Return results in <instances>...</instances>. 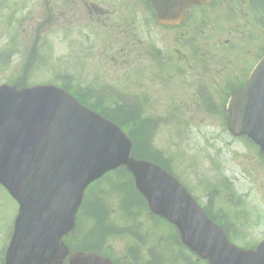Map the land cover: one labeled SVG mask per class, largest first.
<instances>
[{
  "label": "rangeland",
  "instance_id": "374dc122",
  "mask_svg": "<svg viewBox=\"0 0 264 264\" xmlns=\"http://www.w3.org/2000/svg\"><path fill=\"white\" fill-rule=\"evenodd\" d=\"M17 1L0 0V28L3 27V15L11 12L12 6L19 10L15 15L16 22L23 17L28 18L26 25L15 31L18 41L12 47L15 50L12 66L8 70L0 69V84L7 79V75L21 76L26 60L35 49L36 54L44 59V66L40 72H32L26 82L28 85L51 81L57 86L55 82L61 84L65 81L68 87L77 86L81 92L86 89L93 91L98 98L107 99L112 95L125 104L138 103L139 110L136 112L143 114L141 121L138 118L137 127L147 126L145 135L154 153L159 154V159L167 161L172 174L186 185L190 195L207 209L209 216H218L216 211L221 209L220 213L229 217L216 221L220 225L228 221L233 224L227 226L232 244L247 250L264 239V158L245 140L233 138L226 130L224 116L211 115L204 106V96L199 94L200 88H209L219 106V113H222L228 92L226 82L235 79L231 83L236 84L246 76L241 68L248 67L247 59L253 58L262 38L254 35V41L249 42L243 35L245 30L240 25L247 22L245 16H239L236 23L226 22L225 15L229 12L224 2L213 12L219 18L217 22H212L213 16H208L205 27L196 26L195 19H190L178 30H162L155 27L143 8V31L138 37L127 38V46L123 47L122 43L124 51L120 55L107 51L109 37H94L92 40L86 31L83 32L85 22L78 21L82 16L72 15L69 18V11H65L63 29H58L54 22L56 17L58 20L62 16L58 14V0H46L48 14L43 0H24L20 7ZM230 1L241 13L242 4ZM38 26L42 32L35 36L34 30ZM13 28L17 29L18 24H14ZM182 34L194 39L195 48L201 49L203 58L195 59L197 55L189 46L191 43H181ZM8 39L0 36V50L10 47ZM136 42L140 43L138 47ZM230 45L235 46L237 51L230 53ZM154 46L166 54L164 66L152 60ZM107 185L103 182L98 189L94 186L92 191L97 195L92 197L90 194L87 200L100 196L102 190L106 192ZM213 188L218 189V194H212ZM126 189L131 191L127 186L122 192ZM124 198L125 195L121 194L109 195L101 203L109 214L105 216L106 224L115 226L112 227L115 234L107 236L104 246L120 258L124 256L125 245L130 243L128 236L131 234L125 231L135 224L133 219L124 222L118 218L131 203ZM17 209L16 203L0 188V258L11 235ZM132 212L138 215L136 223L143 226L140 231L142 236L151 238L149 243L157 246L156 253L164 257L159 260L158 256L153 257L155 253L150 258L144 254L145 263L146 259L150 261L153 258L159 264L198 263L191 259L182 263L176 259L174 256L179 250L175 247L173 256H170L166 246L160 241L158 243L160 236L167 233L160 229L162 225L148 217L139 204ZM89 220L84 212H80L77 229L71 237L74 243H78L82 235L92 228L93 223ZM149 243L144 245V253L151 246Z\"/></svg>",
  "mask_w": 264,
  "mask_h": 264
},
{
  "label": "water",
  "instance_id": "95a60500",
  "mask_svg": "<svg viewBox=\"0 0 264 264\" xmlns=\"http://www.w3.org/2000/svg\"><path fill=\"white\" fill-rule=\"evenodd\" d=\"M151 1L159 24L176 26L184 19V8L209 0ZM238 99L241 106H231L228 128L236 136L247 135L264 155V59ZM131 147L118 127L62 91L0 87V185L19 205L4 264H62L67 251L61 239L74 230L83 191L118 168L131 174L149 212L172 223L182 243L202 259L264 264V250L241 252L229 245L171 177L133 160ZM68 264L110 263L74 254Z\"/></svg>",
  "mask_w": 264,
  "mask_h": 264
},
{
  "label": "flooded vegetation",
  "instance_id": "af4514ba",
  "mask_svg": "<svg viewBox=\"0 0 264 264\" xmlns=\"http://www.w3.org/2000/svg\"><path fill=\"white\" fill-rule=\"evenodd\" d=\"M239 5L242 4V12L236 10V6L230 0H215L208 6L200 8L198 12H190V19H195L199 24L207 23V19L213 16L216 21L219 20L214 11L220 4L225 2V8L232 11L231 18L227 21L236 23L239 16H245L246 23L242 22L240 27L244 28V36L258 35L262 40L257 46V51L264 50V0H236ZM142 3L143 0H58V14L63 16L65 11L75 17L82 16L85 26L98 34L109 37H128L138 36L142 31ZM62 16L58 21H62ZM209 16V17H208ZM229 15H225V19ZM191 21V20H190ZM7 23L14 24L15 19L10 17ZM25 22L18 26L24 25ZM8 26V25H7ZM42 28L34 30V35H40ZM256 33V34H255ZM7 29H0V36H10ZM9 48L0 50V68H5L10 61L5 59V54ZM254 54H256L254 52Z\"/></svg>",
  "mask_w": 264,
  "mask_h": 264
},
{
  "label": "trees",
  "instance_id": "16d2710c",
  "mask_svg": "<svg viewBox=\"0 0 264 264\" xmlns=\"http://www.w3.org/2000/svg\"><path fill=\"white\" fill-rule=\"evenodd\" d=\"M80 101L83 104H86L87 102V96H82L80 98ZM121 113V109L116 108L113 112L114 116H109V119H111L113 122H115L117 125L121 127L128 128L130 130V138L134 142V150H133V157L138 159H145L150 161H156V159L152 156V151L150 149V144L148 142H143L141 140V131L137 130L136 127V120L135 117L131 115H125L123 116ZM119 182V181H118ZM112 185V189H113ZM110 195L114 194H121V192L118 191V189L114 188L112 191H110ZM97 206V205H95Z\"/></svg>",
  "mask_w": 264,
  "mask_h": 264
}]
</instances>
